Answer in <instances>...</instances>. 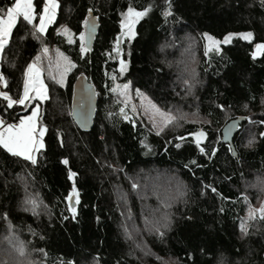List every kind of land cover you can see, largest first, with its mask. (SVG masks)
I'll return each mask as SVG.
<instances>
[{"label": "trees", "instance_id": "obj_1", "mask_svg": "<svg viewBox=\"0 0 264 264\" xmlns=\"http://www.w3.org/2000/svg\"><path fill=\"white\" fill-rule=\"evenodd\" d=\"M14 2L0 0V16ZM57 2L53 22L43 35L34 36L33 24L39 23L43 3L33 0L37 19L33 24L17 19L0 57V74L8 85L2 92L14 99L23 93L27 65L45 47H55L75 65L63 86L45 76L48 98L42 102L29 101L26 107L8 109L0 99V118L6 124L18 123L39 103V123L46 129L45 146L37 154L36 165L0 149V264H264V220L257 215L249 219L252 205L258 201L256 191L246 190L248 181L264 175V137L259 135L264 132V52L256 51V45L264 43V2ZM129 6L138 11L150 7L151 11L136 24L135 38L126 37L123 82L162 111H186L192 118L160 135L129 109L131 121H124L119 114L122 100L111 91V77L118 75L120 65L114 48ZM89 9L98 18L99 31L93 50L81 54L80 34ZM166 10L172 13L167 18ZM64 28L73 35L71 43L61 34ZM249 32L251 42L242 38ZM205 34L219 41L229 34L232 38L219 45V53L211 48L206 55L209 41ZM81 75L94 84L99 97L94 127L88 133L71 117L73 87ZM237 117L246 121L234 138L235 157L222 142L221 131ZM197 131L207 134L202 147L217 149L211 160L196 147L191 133ZM181 136L183 140L177 139ZM253 137V146L245 147ZM65 159L67 165L62 163ZM193 160L197 163L192 164ZM69 171L77 173L74 181L80 202L75 219L66 199L73 185ZM145 171L168 173L184 194L179 196L173 186L166 192L159 188L148 191V201L141 198L151 209L145 212L140 197L135 196L140 185L132 189L129 184ZM122 191L131 194L127 208L141 239L129 237L128 227L125 233L119 199L127 196ZM159 193L170 207L153 201ZM28 197L37 202L35 212L25 203ZM147 213L155 219L163 213L169 217L170 227L158 224L162 236L154 225L147 228L143 221ZM242 222L247 235L241 231ZM142 239L141 252L135 247ZM18 244L25 246L23 257L16 251Z\"/></svg>", "mask_w": 264, "mask_h": 264}, {"label": "snow or ice", "instance_id": "obj_2", "mask_svg": "<svg viewBox=\"0 0 264 264\" xmlns=\"http://www.w3.org/2000/svg\"><path fill=\"white\" fill-rule=\"evenodd\" d=\"M264 2V0H262ZM43 8L42 11H39L38 15V24H33V21L37 19V9L34 6L33 0H15L13 6L7 8L6 14L3 16H0V53H3L5 46L8 44L10 36L12 34L13 28L17 25V19L19 17H22L24 22H27V24H33V27L35 28V32L33 35L35 36L36 33H39L40 35H43L46 30V26L50 24L54 19L56 15V11L59 7V4L57 0H42ZM171 7L169 3V8ZM89 14H91L92 9H89ZM151 11V8H144L143 10H136L133 7L129 6L126 10V12L123 13V19L120 22V28H121V37L117 40V47L114 48V51L116 52L117 56L120 55V49H119V42L120 39L123 37H127L129 40L135 38L136 32H135V26L137 23H139L140 20H142L144 17L148 15V13ZM172 15L171 11H165L164 16L167 18L168 16ZM85 28L88 32H94L95 31V19L93 18L91 21L85 20L84 21ZM65 32H67V29H65ZM205 40L209 41V44L205 47V54L207 55V52L214 48L217 53L220 52L219 45L221 43H229L232 34H229L228 36L224 37L223 41L215 40L211 36H208L207 34L204 35ZM242 38L245 40H248L251 42L252 40V33H246L242 34ZM80 52L81 54L88 51V45L87 40L85 38V34H80ZM71 43V40L69 41ZM43 53L46 55L48 52L47 48H44ZM256 51L257 52H264V43L257 44L256 45ZM253 58H255V53H253ZM41 60L40 56H37L32 63H29L26 67V70L24 72V86H23V94L19 96L18 98L14 99L12 96L9 95L7 91L0 92V99H3L6 102V107L8 109H12L14 105H21V106H27L26 102L31 100H39L43 101L46 100L47 97V88L42 82L40 76L41 72L38 67L39 61ZM57 71L59 72V80L58 82L63 86V78L67 70L70 68L75 67V65L69 60L67 57H64L63 54H59V58L56 62ZM127 70V64L125 61H120V72L123 73ZM192 75H195V69L192 70ZM55 79V77H53ZM113 81H115L116 77H111ZM185 83H188V81H185ZM0 85H2L4 88H7V81L5 77L0 74ZM118 89L120 90V95L125 98V102L128 100V89L129 85H117L116 87L112 88V92H117ZM137 96H141L143 99H146V97H143V94L137 90ZM151 110L153 112V128L157 129L156 134L160 135L162 131H164L165 128L175 127L177 126L180 121L187 120V114L184 113H178L173 114L171 111L169 112H163L160 109L156 108L155 105H152L149 101L148 108L146 110ZM133 111H136L135 106H133ZM121 114L124 116V119H130L124 112V109H120ZM193 115H196L193 113ZM155 117H158L159 120L157 121ZM40 114H39V105H36L32 108L31 114L24 116L22 118H19L18 124H12L8 123L6 124L5 120L0 119V149L4 150L8 155L12 157H19L23 160L31 163L32 165L37 164V158L36 153L40 152L41 149L44 148V142L43 137L45 135L46 129L40 125ZM191 135L195 139L196 147L199 149V152L203 156H207L209 160H211L213 157L216 156L217 149L213 147L210 151H207L205 147H202L201 144L204 140L207 139V134L204 131H197L195 133H191ZM261 137H264V132H261L259 134ZM177 139L183 140L184 137H177ZM255 143V138H250L247 141V144L245 147H252ZM177 148L180 147L179 144L176 145ZM232 149H230L231 151ZM63 164L67 165L69 163L68 160H63ZM192 164H196L197 162L195 160L191 161ZM199 166V165H198ZM122 170V169H121ZM77 176L76 172L69 171L68 173V179L73 180V185L71 192L68 194L66 199L69 201V207L68 211L71 212L72 218L75 219L76 217V208L75 204H79V192L77 190V187L75 185L74 178ZM262 185H264V180L260 181ZM137 187L136 183L132 184V188L135 189ZM210 185H205V188H210ZM178 191H180V194L183 195V191L178 186ZM211 191L213 193L216 192V189L214 187H211ZM74 200V203H73ZM26 204L32 205V210L35 212V209L37 207L36 200L32 199L31 197L26 198L25 200ZM171 205H167V207H170ZM259 213V218L261 220H264V205H261V207L257 210L250 211L249 213V219H255L256 213ZM4 219H7V215L5 214ZM66 219V217H65ZM161 220L163 221L164 227H170L171 221L167 215H164ZM161 220L154 221V224H160ZM155 231L158 232L161 236L163 235L162 232H160V228L156 227ZM241 231L245 235H247V227L242 222L241 224ZM125 233L127 235V228H125ZM16 251L19 254V256L23 257L25 255V246L22 244H18L16 246ZM42 251V250H41ZM71 264V262H70Z\"/></svg>", "mask_w": 264, "mask_h": 264}, {"label": "rangeland", "instance_id": "obj_3", "mask_svg": "<svg viewBox=\"0 0 264 264\" xmlns=\"http://www.w3.org/2000/svg\"><path fill=\"white\" fill-rule=\"evenodd\" d=\"M61 34L62 35L64 34L68 41L73 39V35L68 30H67V32H65V28L61 30ZM45 48H47V47H45ZM47 49H48V52H47L46 55L43 53V51H42V53L40 55H38V56L41 57V60L39 61V64H38L40 72L42 73L40 78H41V80H42V82L44 83L45 86H46V84H45L44 78H45L46 75L51 77L56 82H58V80H59V72L57 71L56 62H57V60L59 58V54H63L62 52L57 50L55 47H50V48H47ZM1 54L2 53H0V57H1ZM63 56L66 57L64 54H63ZM184 58L188 59L187 57H184ZM179 63H182V62H177L176 65H178ZM182 65H184V64L182 63ZM184 69H185V71L188 72V68L187 67L184 68ZM71 70H72V68H70L69 70L66 71V73L64 75V78H63V83L66 81L67 75H68V73H70ZM118 70H119L118 75L115 76L116 79H115V81H113V88L116 87L117 85H121V86L124 85V84H128L129 85V83L123 82V75H124L125 71L123 73L120 72V65H119ZM53 77H55V79ZM46 88H47V86H46ZM115 93L122 100V103H123L122 108L126 107L127 109H129L130 113L134 117H136L137 119H140L141 121H143V123L146 126H148V128L151 129L153 132H155V133L157 132V129L153 128V119H154L153 112L150 109L146 110V108H148L149 101L151 102L152 105H155V104L147 96H145L143 93H142L143 97H146V99H143L141 96H137V94H136L137 90H134L130 85H129V89H128V100H127V102H125V98L120 95V90L119 89ZM32 101H34V100H31L30 102H32ZM36 105H39V103H37ZM133 106H135L136 111L132 110ZM156 108H158V107L156 106ZM178 113L187 114L186 111H183V112L182 111H177V112H175V114H178ZM30 114H31V112L28 115H30ZM39 114H41L40 105H39ZM155 119L157 121L159 120L158 117H155ZM187 119L190 120V121L192 120V118L189 116V114H187ZM185 121H187V120H185ZM182 122H184V121H180V123L178 125H181ZM202 122L205 123L204 121H202ZM178 125L175 126V127H178ZM172 129H174V127L170 126L169 128H165L164 131L172 130ZM45 134H46V131H45ZM44 137H45V135H44ZM44 137H43V142H44ZM246 137H248V136H246ZM37 154L38 153H36V158H37ZM138 177L140 178L139 181H138ZM153 180L155 182L151 183V181H153ZM262 180H264V175H262L260 178L259 177H255L251 181H248L246 183L247 193L248 192L250 193L251 191H256V193H257L254 197H256V200L258 201V204H255V205L253 204L252 205V211L253 210H257V209H259L261 207V205H264V185H262L260 183V181H262ZM133 183H136L137 185L138 184L140 185L139 186V188H140L139 192H135L136 198H138V196H139L140 199L141 198L146 199V195L149 194L148 191H151V193H153V191L156 190L157 188H159L161 191L166 192L167 189H169L170 186H173V188H175V190L177 191V194L179 196H182L180 194V191H178V185L172 180V178L170 177V175L168 173L145 171V172H142L140 174H137L135 178H132V180H130L129 184L131 185V187H132ZM135 189H137V188H135ZM120 194H125L127 196V198L125 196H121V199H119L118 197L117 198L120 201L119 202L120 208H121V210L124 213V219H125L124 220V225L126 226V228L128 227V229H129L128 236L133 238V239H141L140 232L136 228H133L134 222H133L132 219L134 218V216H133L132 213H130L129 208H127L128 204H130V201L128 199L131 197V194L123 192V191ZM161 194L160 193L158 195L155 194V196L153 197L154 198L153 201L159 202L160 204L168 205L169 201L165 200L166 199L165 196L161 195ZM119 197H120V195H119ZM140 202L143 203V208L145 209V212L146 211L147 212H151L150 211L151 210L150 207L147 204H145L144 201H142V199H141ZM164 215L165 214L163 213L161 216H159L157 219H155L152 216V214L149 213L148 216L147 215L143 216V221L145 223H147V228L150 227L152 229V226L154 225V229H155L156 227H159V226H158V224H154V221L161 220V218ZM256 215H257V217H259V213L258 212L256 213ZM161 223L163 224V221ZM146 236H148V235H146ZM144 240L145 239H142L141 242H139L137 244V247H135V249H137L138 251H141L142 249L144 250V248H142L144 246Z\"/></svg>", "mask_w": 264, "mask_h": 264}, {"label": "water", "instance_id": "obj_4", "mask_svg": "<svg viewBox=\"0 0 264 264\" xmlns=\"http://www.w3.org/2000/svg\"><path fill=\"white\" fill-rule=\"evenodd\" d=\"M95 19V31L94 32H88L86 28L84 29L85 38L87 40L88 50L92 51L95 43V39L97 37L98 31H99V23L98 18L94 17L91 14H88L87 20L91 21L92 19ZM121 37L120 35L117 37ZM126 37H123L120 39L119 42V49H120V55L117 56L116 52L114 51L115 56L117 57L118 62L120 63L121 60L124 61V44H125ZM98 103H99V97L96 90V87L93 83H91L88 78L85 75H81L77 78V80L74 83L73 87V97H72V104H71V117L77 127L85 133H88L92 131L94 127V122L98 110ZM125 114L130 119H124V116L120 114V117L126 121H131V114L129 113L128 109L126 107H123ZM246 118L245 117H237L231 121H229L222 129V142L228 146L231 147L232 152L235 157H237L236 149L234 147V138L241 130L243 124L245 123ZM74 203V200H73ZM76 208V204H75Z\"/></svg>", "mask_w": 264, "mask_h": 264}, {"label": "crops", "instance_id": "obj_5", "mask_svg": "<svg viewBox=\"0 0 264 264\" xmlns=\"http://www.w3.org/2000/svg\"><path fill=\"white\" fill-rule=\"evenodd\" d=\"M41 75H42V73H41ZM41 77V76H40ZM2 85H0V92H2ZM23 94V93H22ZM0 119H2V118H0ZM16 124H18V123H16Z\"/></svg>", "mask_w": 264, "mask_h": 264}, {"label": "flooded vegetation", "instance_id": "obj_6", "mask_svg": "<svg viewBox=\"0 0 264 264\" xmlns=\"http://www.w3.org/2000/svg\"><path fill=\"white\" fill-rule=\"evenodd\" d=\"M119 68V67H118Z\"/></svg>", "mask_w": 264, "mask_h": 264}]
</instances>
